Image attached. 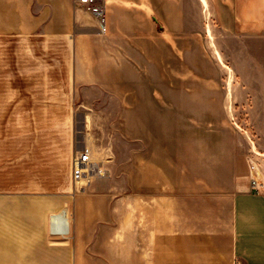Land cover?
<instances>
[{"label": "crops", "instance_id": "1", "mask_svg": "<svg viewBox=\"0 0 264 264\" xmlns=\"http://www.w3.org/2000/svg\"><path fill=\"white\" fill-rule=\"evenodd\" d=\"M102 1L105 29L77 0H0V264H264V190L248 151L224 187L119 188L130 176L100 162L104 174L74 183L92 94L161 92L152 76L167 67L168 35L188 32L185 0ZM212 1L222 32L244 40L226 94L264 117V0Z\"/></svg>", "mask_w": 264, "mask_h": 264}, {"label": "rangeland", "instance_id": "2", "mask_svg": "<svg viewBox=\"0 0 264 264\" xmlns=\"http://www.w3.org/2000/svg\"><path fill=\"white\" fill-rule=\"evenodd\" d=\"M212 2L185 0L188 32L168 35L167 67L153 70L161 92L142 84L140 93H94L96 99L86 102L92 115L78 116L77 148L90 146L107 174L130 176L113 181L119 188L224 187L235 158L245 151L257 161L264 182V152L258 146L264 144V117L252 118L246 109L250 101L226 94L238 81L229 65L244 58L235 52L244 40L222 32ZM170 28L178 22H168ZM4 88L0 84V92ZM252 144L259 152L249 149Z\"/></svg>", "mask_w": 264, "mask_h": 264}, {"label": "built area", "instance_id": "3", "mask_svg": "<svg viewBox=\"0 0 264 264\" xmlns=\"http://www.w3.org/2000/svg\"><path fill=\"white\" fill-rule=\"evenodd\" d=\"M77 2L88 11L96 14L101 20V28H106L105 6L102 0H77ZM248 159L252 183L257 189H260L264 182L260 179L258 163L252 155ZM104 173L105 169L102 168L97 160L92 158L90 148L85 147L74 152L72 158V178L74 183L84 179L89 181L92 176ZM233 264H244V262L240 257H235Z\"/></svg>", "mask_w": 264, "mask_h": 264}, {"label": "bare ground", "instance_id": "4", "mask_svg": "<svg viewBox=\"0 0 264 264\" xmlns=\"http://www.w3.org/2000/svg\"><path fill=\"white\" fill-rule=\"evenodd\" d=\"M204 4H206L207 0H202ZM219 58H220V55L218 54Z\"/></svg>", "mask_w": 264, "mask_h": 264}]
</instances>
